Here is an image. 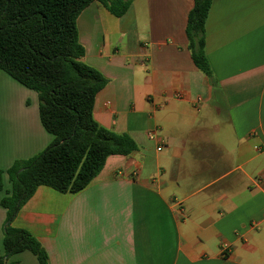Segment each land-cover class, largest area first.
<instances>
[{
    "label": "crops",
    "instance_id": "1",
    "mask_svg": "<svg viewBox=\"0 0 264 264\" xmlns=\"http://www.w3.org/2000/svg\"><path fill=\"white\" fill-rule=\"evenodd\" d=\"M193 1L132 0L120 17L91 2L79 14L82 60L107 79L93 117L137 150L109 156L76 193L41 185L21 206L12 226L49 264H264V0H212V78L187 47ZM52 140L37 93L0 69V169ZM9 188L4 175L0 199ZM4 219L0 205V255ZM5 264L39 263L24 250Z\"/></svg>",
    "mask_w": 264,
    "mask_h": 264
},
{
    "label": "trees",
    "instance_id": "2",
    "mask_svg": "<svg viewBox=\"0 0 264 264\" xmlns=\"http://www.w3.org/2000/svg\"><path fill=\"white\" fill-rule=\"evenodd\" d=\"M91 2L120 17L132 0H0V69L37 93L39 119L53 135L41 152L0 169V191L4 175L10 184L0 199L5 209L0 264L24 250L39 264H49L39 241L28 230L12 226L38 186L76 193L99 174L109 156L137 150L129 134L108 129L93 117L95 96L107 79L82 60L77 18ZM211 2L194 0L185 28L192 61L209 78L204 46Z\"/></svg>",
    "mask_w": 264,
    "mask_h": 264
},
{
    "label": "built area",
    "instance_id": "3",
    "mask_svg": "<svg viewBox=\"0 0 264 264\" xmlns=\"http://www.w3.org/2000/svg\"><path fill=\"white\" fill-rule=\"evenodd\" d=\"M173 203L176 205L177 210L179 211V213L183 216V215H184V210H183V207H182L181 201L174 200ZM263 217H264V215H263Z\"/></svg>",
    "mask_w": 264,
    "mask_h": 264
}]
</instances>
